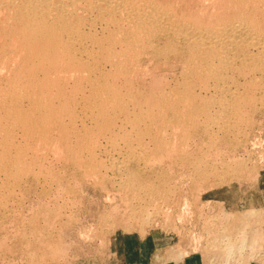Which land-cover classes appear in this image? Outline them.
I'll use <instances>...</instances> for the list:
<instances>
[{
  "label": "bare ground",
  "instance_id": "1",
  "mask_svg": "<svg viewBox=\"0 0 264 264\" xmlns=\"http://www.w3.org/2000/svg\"><path fill=\"white\" fill-rule=\"evenodd\" d=\"M146 62L156 64L154 71L157 65L162 71L163 67L177 63L178 71L171 80L160 82L149 78L154 71L145 72ZM258 104L260 109L264 107V0H0L2 205L15 195L26 177L35 176L33 168L43 151L60 153L65 162L81 167L83 174L96 177L99 182L105 178L102 170L118 169L134 201L152 199L153 203L152 197L161 192L159 189L167 194L165 186L169 179L162 172H155L150 185L141 181L142 172L151 164L149 159L170 157L180 151L179 157L184 155L197 174L204 163L197 155L187 156L189 147L185 148V144L191 134L202 133L208 139V147L215 139L222 142L231 134L234 137L252 120L245 112L257 111ZM114 154H118L117 164L121 165L112 160L110 167L104 161L108 158L103 160L102 156ZM235 165L240 172L243 165ZM230 168L225 166L224 174L220 173L224 181L234 175ZM202 171L200 180L214 182L220 169L207 164ZM144 210H137L136 214L147 215ZM246 214L236 218L228 215L224 225L228 226L230 221L249 222L256 213ZM241 241L234 245L238 252L245 249L246 241ZM224 251L226 261L233 258L234 247Z\"/></svg>",
  "mask_w": 264,
  "mask_h": 264
},
{
  "label": "rangeland",
  "instance_id": "2",
  "mask_svg": "<svg viewBox=\"0 0 264 264\" xmlns=\"http://www.w3.org/2000/svg\"><path fill=\"white\" fill-rule=\"evenodd\" d=\"M147 63L148 62L143 65L144 69L147 68L145 72L148 73L151 70L154 71L155 68L153 67H155L156 64L150 62L151 64L148 63V65H146ZM167 67H163L161 71L162 67H159L157 65V70L153 73L151 72V75L153 76H149V78H156L157 80H160V82L171 80V78L173 77V73H175V71H178V65L177 63H171L170 65H167ZM257 106L259 107L257 108L258 112L253 111L252 114L251 112H249V109L245 112L246 114L249 113L248 116L250 115L249 121L251 119L252 120L246 124V127L244 126V132L241 131V133H235L234 137L233 134H231L229 135L230 137H224V139L221 138L222 142L220 139H215V143H213L211 147L210 145L209 147L207 146L208 139L202 133H198L199 135H196V133L193 132L194 134H191L192 137L190 141L185 144V148H190L186 149L187 156L189 155L193 158V156L197 155L204 164L207 163L208 165L212 164L216 166L217 171L220 169V171L217 172L220 181L222 179L221 176L224 174L223 171H225V166L229 165L231 166V171H234V175L233 173H230V176L233 175L235 178L233 176L232 178L229 177V182L228 179L226 181H224L225 179H222L223 181H221V183L219 182V178L217 176L218 181L217 179H214V182L211 179H202L204 181L203 182L202 180H200L202 178L200 175L203 174L202 170L207 166V164L205 166L202 163L203 165L201 164L202 166L199 169H203L200 171L198 170V173L196 174V172L194 173L192 165L189 164L190 162L187 161L188 159L183 158L184 155L182 156V158H180V151L174 152L170 157L165 156L168 159H166L165 157L160 159L152 158L151 160L149 159L147 161L148 164H151L148 165L149 167L147 166L145 172H142L141 181L146 182L147 184H149L150 182L153 183L152 181H154V177L156 176L155 174L158 172H162L163 175H165L167 179H169L165 188L167 190V194L170 192V195H167L165 191L159 189L162 193H157L154 196L155 198L152 197L153 203L151 201L152 199L149 200L151 203H149L148 199H144V201L142 200L143 202L141 200L138 201L136 199L134 201L132 198L133 193L126 189L125 177L123 174L118 173L120 172V170L118 169L112 170V168H108L107 171L102 170V173H104L105 178L103 179L104 181L102 180L101 182L100 180L99 182L98 178H94L93 176H86V174H83L85 172L81 167H79L78 169L72 163L65 162V160L62 158V155H59L60 153L55 154L49 152V154L47 151H43L42 154L41 152L42 158L38 162V164L35 165V167L33 168L34 172L36 171L35 176L32 175L26 177L23 180L24 183L22 182L19 186V189L15 191V195H13L10 199L5 200L3 202L4 205L0 204V206L2 207L0 209V245L1 243H3L4 245L6 244L8 246L7 247L5 245L3 247V244L1 245L2 247L0 246V248L2 249V251L0 249V264H136L134 262H138L137 264H146L147 256V264H166L167 262H177L179 260H182V257L189 256L193 253H195V255H197L198 257H202V264H238V262L241 261L242 264H248L251 261H263L264 218L262 212L257 210L264 203V107L262 106L260 109V105L258 104ZM258 122L261 124H259ZM255 124L256 126H254ZM260 129L262 130L260 131ZM244 133V136L240 135ZM245 141L248 143H246ZM252 142L254 143V145ZM226 144L229 145L226 146ZM204 152L205 155H201V153L204 154ZM228 152L230 153L228 154ZM218 154L219 156H217ZM57 155H59V157L61 156L62 160L64 161H61V158H59ZM45 156L47 157V159L45 158ZM117 156L118 154H114L111 157L109 156L110 158L108 156H102V159L104 160L108 158L107 160H104L108 164H110L112 160H115V165L118 166L120 163L117 164V162L120 159ZM246 157L250 158V160H247ZM228 158L229 160L231 159V162L228 160ZM245 158L246 161L244 160ZM181 159H183L182 161L184 162H182ZM215 159L217 160L215 161ZM237 163H241L243 165V171L240 170L239 172L237 165H235ZM221 165H223L222 169ZM234 166L237 168H235ZM137 169L141 170L140 167H138ZM80 170L82 172H80ZM48 172H50L52 175H50V173ZM221 172L223 173L222 175H220ZM37 174L39 176H36ZM54 174H56L57 176H54ZM82 174L86 176V179L84 178V176L82 177ZM243 174H245L244 176L247 177L244 178ZM49 176H52V179ZM171 178L173 179V181ZM246 178H248V180ZM86 180L88 183L86 182ZM121 180L125 182L123 183L121 182ZM37 181L39 182V185ZM44 182L46 183L44 184ZM195 182L197 184H195ZM209 182L212 184H209ZM95 183L97 186H94ZM120 183H123L124 187H120V185H122ZM174 184L175 186L173 187ZM195 185L198 186L196 187ZM56 186H59L61 188ZM54 188H56L57 192ZM57 188L59 190H57ZM18 190L20 191L18 192ZM48 190L50 193H47ZM123 196L127 198L124 199ZM103 198L106 199L104 200ZM128 202L131 205L128 204ZM144 202L149 203V205L144 204ZM127 204L130 207L127 206ZM141 206H143V208ZM144 207H148L149 209L145 208L144 210ZM130 208L131 210H129ZM125 209L127 210L125 211ZM142 209L144 211H147L148 209V211L147 215L140 217V214H136V212L137 210L139 212ZM108 210L111 212H109ZM249 211H255L256 213L255 216L252 215L251 221H244V223L230 221V224H227L228 226L224 225L226 216L234 215V217L236 218L239 215L246 214V212ZM13 214L15 215V217L13 216ZM101 215H103L104 217H101ZM61 216L62 218H59ZM62 221L64 222L62 223ZM33 232L35 234H33ZM43 234L44 236H41ZM11 236H13V241ZM241 238L246 241V245L244 244L245 249L238 252L237 248H235L234 245H240L238 243L242 242ZM56 242L57 244H55ZM58 242L61 244L59 245ZM44 243L47 246L44 247ZM33 246L37 249H34ZM226 247H228V249H233L234 247V252H232L233 258H231L229 261H226L225 259L227 257L224 249L228 250ZM149 253L150 255H147ZM29 256L33 257L35 260L33 258H30ZM37 258L39 260H37ZM151 259L152 262L150 261Z\"/></svg>",
  "mask_w": 264,
  "mask_h": 264
},
{
  "label": "crops",
  "instance_id": "3",
  "mask_svg": "<svg viewBox=\"0 0 264 264\" xmlns=\"http://www.w3.org/2000/svg\"><path fill=\"white\" fill-rule=\"evenodd\" d=\"M257 211H261L263 214V218H264V203L260 206V208H258ZM147 255H150V253ZM149 259H150V256H149ZM201 260H203L201 256L198 257L197 255H195V253H193V254H190L189 256L182 257V260H179L177 262H174V261L167 262L166 264H202ZM147 261H148V256H147L146 264H147ZM150 261L152 262V259ZM134 263L137 264L138 262H134ZM248 264H264V260L263 261L261 260L251 261Z\"/></svg>",
  "mask_w": 264,
  "mask_h": 264
}]
</instances>
